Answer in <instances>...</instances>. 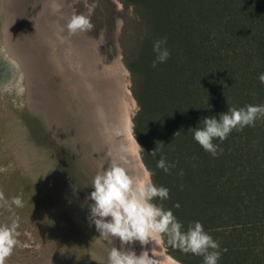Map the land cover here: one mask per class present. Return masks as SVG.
Instances as JSON below:
<instances>
[{
    "label": "trees",
    "instance_id": "obj_1",
    "mask_svg": "<svg viewBox=\"0 0 264 264\" xmlns=\"http://www.w3.org/2000/svg\"><path fill=\"white\" fill-rule=\"evenodd\" d=\"M123 1L145 26L125 57L142 157L152 183L169 189L168 199L153 202L172 210L184 231L200 222L220 246L218 264H264V117L214 139L215 156L189 130L229 108L264 105V0ZM165 37L170 57L153 68V43ZM161 157L175 164L168 173L157 167ZM164 240L183 263L203 264Z\"/></svg>",
    "mask_w": 264,
    "mask_h": 264
},
{
    "label": "rangeland",
    "instance_id": "obj_2",
    "mask_svg": "<svg viewBox=\"0 0 264 264\" xmlns=\"http://www.w3.org/2000/svg\"><path fill=\"white\" fill-rule=\"evenodd\" d=\"M48 1L7 0L5 3L8 9H5L6 13L14 22V32L19 34V28L23 33L26 32V38L23 35L24 44H16L15 48L18 53L25 54L24 72L30 87L0 90V142L3 140L1 126L7 109L17 117L22 139L27 142L23 150L28 152V156H38L36 170L32 174L12 158H8V161L12 163L13 172L11 168L8 172L0 171V193L3 194V200H0V224L15 221L20 241L13 255L7 258L6 264H108L111 248L121 247L119 238H114L112 242L111 238L105 240L91 221L90 208L87 210L84 205V212L78 213L66 201L68 187L73 185L78 189L81 200L91 204L92 201L86 197L94 188L89 184L98 172L107 168L97 151V143L91 131L92 123L86 114L81 80L84 75L91 77L93 87H90L94 95L108 93L114 100L119 98V104L127 105L132 114L134 131L133 118L139 104L133 92L132 71L127 65L125 51L134 39L133 36L144 32L145 26L132 5L123 0H88V4H97L91 15L94 29L76 33L78 42L75 44L85 57L84 65L89 63V70H83L75 51L71 50L76 56L75 60L64 52L67 51L65 46L61 54L56 52L53 40L49 37L51 28L41 26L39 14H44L43 8ZM57 3L61 5L59 10L63 11L64 16L70 13L69 20L73 14H88L84 0H58ZM62 28L67 30L66 26ZM61 29L55 33L63 40L65 34L64 29ZM29 40L40 44L42 49L39 57L26 45ZM66 56L68 59H65ZM124 86L130 88L133 96L126 94ZM139 151L142 156L140 147ZM45 157L54 159L53 164L44 160ZM16 167L17 176L14 172ZM129 167L132 174L141 175L131 164ZM147 169L149 174H145L146 180L152 182L151 170ZM38 172L50 178L52 184L39 182L35 175ZM62 174L67 180H62ZM19 183L20 186H17ZM27 188H30L29 193ZM25 194L28 195L24 197ZM17 200L19 204L15 202ZM133 244L137 245L139 241Z\"/></svg>",
    "mask_w": 264,
    "mask_h": 264
},
{
    "label": "clouds",
    "instance_id": "obj_3",
    "mask_svg": "<svg viewBox=\"0 0 264 264\" xmlns=\"http://www.w3.org/2000/svg\"><path fill=\"white\" fill-rule=\"evenodd\" d=\"M88 14H73L66 27L69 34L78 32H90L94 29L91 15L97 7L96 3L88 4L84 0ZM53 11H59V5L53 3ZM63 30V29H61ZM167 38H161L153 43V51L156 54L152 62L155 68L158 63L165 62L170 57V51L164 47ZM264 83V73L259 77ZM258 117H264V105H247L246 107L229 108L227 112L215 116L203 118V127L190 128L193 130L194 139L213 156L217 155L218 146L214 139L223 141L234 130H242L245 126H254ZM180 130L174 134V138ZM117 135L125 134L122 130ZM136 140V139H135ZM137 143V141H136ZM138 144V143H137ZM138 146L142 148L139 144ZM161 152V145L152 151L155 156ZM121 155L118 159L111 160L109 166L102 172H98L91 184L94 190L86 197L92 201L90 204V217L96 230L105 240L119 238L121 247L113 246L108 253V264H161L159 254L147 249L139 255L134 250L126 249L125 245L139 241L141 246L154 242V247L162 248L167 237V244L179 248L185 253H192L203 257V264H218L221 256L219 244L208 234L200 222L190 225L186 231L178 222L172 210H165L162 205L153 202L154 198L161 200L169 198V189L157 187L152 182L133 175L125 165L128 164L126 146L121 147ZM157 167L166 173L175 164H169L161 157ZM182 174V173H181ZM88 186V185H86ZM0 200L3 194L0 193ZM19 204V201H15ZM179 207V204L176 205ZM18 224H0V264H6L14 249L20 244L17 231ZM152 248V249H153ZM227 251V249H224Z\"/></svg>",
    "mask_w": 264,
    "mask_h": 264
},
{
    "label": "bare ground",
    "instance_id": "obj_4",
    "mask_svg": "<svg viewBox=\"0 0 264 264\" xmlns=\"http://www.w3.org/2000/svg\"><path fill=\"white\" fill-rule=\"evenodd\" d=\"M6 1L7 0H0V90H4V89L10 90V89L16 88V87L19 89H23V88L25 89L27 87H30V83L28 82L29 80L27 79V77H26L27 75L25 74L26 72H24L25 71V65H26V62L24 64V61H25L26 57H25V54L23 52L18 53L15 47H16V44L17 45L22 44V42L24 44L25 41H24L23 35L26 38V32L23 33L22 30H20V28L18 29L19 34L14 32L15 28H14V24H13L14 23L13 19H11L10 16L8 15V13H6V10H8V9H6V6H5ZM57 2H58V0H49L45 4V7L43 8L44 14H42L41 12H40L41 14H39L41 26L45 25V27L48 26V28L49 27L51 28L50 33L47 31V34L48 33L50 34L49 37L52 38V40H53V44L55 47L54 49L56 50V52L61 54V52L63 50L62 47L65 46L67 51H64V52H66V54L68 53V56L73 60H75V58L77 56V58H78L77 61H79V63L81 64V69H83V70L88 69L89 63L87 65H84L85 57H83V55H81L80 49L75 45L78 42V40H76L78 34L77 35L76 34L70 35L68 30L62 28V29H64L63 31L65 34V38H64V36H63L64 34H62V32H61L63 38L65 39V40L63 39L64 40L63 41L62 39H60V37H59L60 35H57V33H55L57 30H58L57 32L59 33V30L61 29V27H65L67 25L69 17H70L69 12L66 14V16H64V14H62L63 11H61V10L53 11V8H52L53 3L61 6ZM4 10H5V12H3ZM8 12L10 14V11H8ZM37 17H38V15H37ZM39 17L37 19H39ZM46 21L48 23H46ZM61 41H63V42L61 43ZM28 42L30 44L26 43V45H28L29 47L32 48L34 55L36 57L37 56L39 57L40 51L42 49L40 44H38L35 40H33V41L29 40ZM71 50L75 51L74 53L76 56H74V54H73V52H71ZM66 58H67V56L65 57V59ZM67 61L69 62V60H67ZM65 63H66V60H65ZM76 66H78V65H76ZM72 67H73V65H72ZM122 67H124V66L122 65ZM79 69L80 68H78V70ZM18 70H21V71L19 72ZM74 74H76V73H74ZM96 75H98V74H96ZM83 77H84V79L82 78L81 83H82V87H83L82 90L85 94L84 99L86 101L85 104L87 107V110H86L87 113L86 114H87L88 120L92 123V130L91 131L93 132L94 139L97 143V145H96L97 151L99 152L100 156L103 158L105 165L103 163L102 164L104 166L108 167L111 160L118 159V157L122 154L121 153V147L126 146L128 149V153L126 154L127 159H128V164L125 166L130 169L129 165L131 164L133 166V169L137 173H138V170L141 172V175H139V174H133V175H136V176H139V177L146 179L145 174H149V171H148V169H147V167L143 161V158L140 154V151H139V146H138L139 142L134 135L132 114L130 112L129 107L127 105L119 104V98H117V100H114V99L110 98V95H108V93H105L103 95L102 94L94 95L93 93H95V92L93 90L91 91V87H90V86H92L93 80L91 79V77H88L87 75H84ZM80 86H81V84H80ZM124 88H125L126 94H130L131 96H133L132 92L128 86H124ZM82 90H81V92H82ZM80 95H81V93H80ZM89 95H90V97H89ZM84 99H82V100H84ZM4 114H5V117L3 118V124L1 126L3 128V135H2L3 140H2V143L0 142V144H1L0 145L1 146L0 147V163L2 164V165H0V171L8 172V170L12 167L10 165L12 163L9 164L8 158L9 159L12 158V160L14 162H17L20 165V167H22L23 169L25 168L26 170H28V172L30 174H32L36 170L35 166H36V163H38V161L36 160L38 156H36V155L35 156H28L29 155L28 152L23 150L22 147L26 146L27 142L24 139H22V135H21L22 133L20 132V128L18 127V121H17V117L15 116V114L9 112L7 109H6V112ZM118 130H122L125 134L117 135L116 132ZM73 136H74V134H73ZM136 141L138 144L136 143ZM89 146H91V145H89ZM85 149H87V148H85ZM90 151H92L91 147H90ZM95 153L96 152H94L93 154H95ZM44 160H47V162L49 161L51 164H53V161H54V159L49 158V157H45ZM2 162H4V165ZM13 164H15V163H13ZM104 168H106V167H104ZM17 169L18 168L16 167L14 172ZM43 169H45V168L43 167ZM11 170L13 172L12 168H11ZM16 172H15V176H17ZM18 172H20V169ZM35 175L37 176L36 179L39 182L43 181V182H47L49 184H52L50 178H45L46 176L44 177L42 172H38ZM20 176H19V178H21ZM16 178H18V177H16ZM62 180H67V177L65 175H63ZM16 181H17V179H16ZM22 181H24V179L21 180V182ZM20 183L17 186H20ZM15 185H16V183H15ZM21 185H22V183H21ZM30 186H31V184H30ZM28 187H29V185H28ZM40 187L43 188L42 185ZM19 189H20V187H19ZM68 189H69L68 190L69 193H68V198L66 199V201L75 209V211L78 213L84 212V210H85L84 205H86V209L89 210V208H90L89 202L88 201L83 202L81 200V198L79 197L80 195H79L78 189L73 185H72V187H68ZM29 190H30V188H27L28 193H29ZM24 193H26V190L24 191ZM27 195L28 194H25L24 197H26ZM61 222H63V221H61ZM85 238H86V236H85ZM88 245H90V244L88 243ZM106 246H108L107 243H106ZM153 246H154V242H150L146 246H141V244L139 242V244H137V245H134V244L133 245L132 244L131 245H125V248L130 249V250H134L137 253V255H139L142 250L147 249L149 251V249H151L155 253L159 254L158 258L161 260V264H184L181 261H179L178 259H176L174 256H172L170 253H168L166 248H165V245L162 248H157L158 246L153 248Z\"/></svg>",
    "mask_w": 264,
    "mask_h": 264
},
{
    "label": "water",
    "instance_id": "obj_5",
    "mask_svg": "<svg viewBox=\"0 0 264 264\" xmlns=\"http://www.w3.org/2000/svg\"><path fill=\"white\" fill-rule=\"evenodd\" d=\"M55 211H56V208H55ZM25 247H27V246H25ZM14 252V251H13ZM13 255V254H12ZM15 255V254H14Z\"/></svg>",
    "mask_w": 264,
    "mask_h": 264
}]
</instances>
